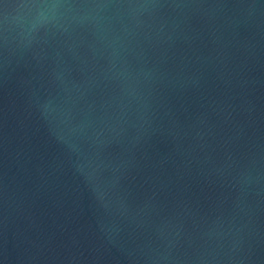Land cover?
Instances as JSON below:
<instances>
[{
    "label": "water",
    "instance_id": "obj_1",
    "mask_svg": "<svg viewBox=\"0 0 264 264\" xmlns=\"http://www.w3.org/2000/svg\"><path fill=\"white\" fill-rule=\"evenodd\" d=\"M0 264H264V0H0Z\"/></svg>",
    "mask_w": 264,
    "mask_h": 264
}]
</instances>
